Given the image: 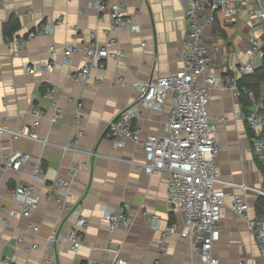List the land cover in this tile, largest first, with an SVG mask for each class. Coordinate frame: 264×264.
I'll return each instance as SVG.
<instances>
[{
	"label": "crops",
	"instance_id": "1",
	"mask_svg": "<svg viewBox=\"0 0 264 264\" xmlns=\"http://www.w3.org/2000/svg\"><path fill=\"white\" fill-rule=\"evenodd\" d=\"M105 1L108 5L120 4L140 26V33L110 32L107 11L98 12L93 0L0 2V126L26 131L32 122V109L39 108L44 118L36 137L47 141L43 145L12 140L7 135L0 137V264H111L112 255L103 250L114 245L121 246L119 257L125 264H201L188 239L179 235L162 237L161 230L171 224L183 230L181 216L166 204L169 174L156 172L148 176L137 167L144 161L138 144L127 141L115 148L105 136L108 123L136 98L133 81H145L154 74L170 76L182 70L180 51L188 35V0ZM208 1L197 0L201 17L210 12ZM260 1L264 7V0ZM13 22L19 27L12 34L16 37L45 24L57 25L50 34L29 40L18 56H13L14 46L4 33ZM252 33L245 12L232 20L216 14L214 23L205 27L203 34L211 58L209 71L235 72L247 58ZM91 34L101 43L114 39L121 57L108 59L103 69H91L87 86L79 87L73 76L83 66L84 57L77 53L67 62L63 49L90 43ZM51 46L58 49L51 53ZM33 67L34 72L27 71ZM50 88H57L56 99L64 110L63 118L56 123L50 122L53 107L42 96ZM260 95L264 96L261 89ZM77 102L82 104L79 123L75 121ZM170 107L167 100L163 111L142 113L136 122L142 139L163 133ZM240 110L239 100L230 92L210 90L208 111L216 122L221 148L217 172L227 182L264 186V172L259 165L262 169L264 166L250 150V133L237 117ZM77 131L83 132L76 143L77 151L63 154L59 146L70 144ZM17 150L30 155L29 163L20 171L4 169L2 156ZM36 165L42 168L44 178V182L35 184L40 202L31 216L24 218L10 190L30 184ZM71 169L75 170V183L63 199L71 208L66 213L48 197V192L59 178L70 179ZM224 191L230 195L228 204L231 196L241 195L228 187ZM244 199L250 216H255L258 198L248 194ZM104 207H124L133 216L131 228L109 234L103 224ZM75 212L87 219L82 246L72 252L64 242L54 250L57 261L48 262L46 238L53 227L67 235L77 221ZM148 216L159 218L160 230L150 227ZM33 244L38 248L32 249ZM213 254L219 264H264L253 237L230 210L221 219L220 239Z\"/></svg>",
	"mask_w": 264,
	"mask_h": 264
},
{
	"label": "built area",
	"instance_id": "2",
	"mask_svg": "<svg viewBox=\"0 0 264 264\" xmlns=\"http://www.w3.org/2000/svg\"><path fill=\"white\" fill-rule=\"evenodd\" d=\"M6 0H0L5 2ZM94 8L98 12L107 11L110 20L109 31L112 33L130 31L140 33V26L132 17L128 16L124 8L117 3L108 5L105 0H93ZM209 14L201 17L200 5L197 0H188V9L185 19L188 35L180 51L183 68L174 75H152L145 81L135 80L132 88L136 91V98L128 104L107 126L106 138L115 148H121L127 141L138 144L144 152V161L137 167L148 176L156 172L169 174L166 204L175 210L182 220L183 230L171 224L164 228L162 237L179 235L188 239L196 252L201 264H219L213 254V248L220 239V222L228 210L241 220L246 231L253 237L259 254L264 256V205L260 215L250 216V208L244 197L248 194L261 198L264 201V186L256 187L250 184H236L222 180L218 175L216 161L220 153V140L216 122L210 117L208 105L210 90L228 91L239 98L244 96L249 103L245 111L240 110L237 117L242 120L250 133V150L255 160L264 166V96L258 98L245 86H240L238 81L254 73L264 56V7L260 0H211L207 2ZM245 12L252 29V35L247 42V58L235 72L214 74L209 71L211 58L204 41V29L215 21L216 14H221L225 19L232 20ZM56 24H45L35 28L27 35L8 38L14 46L13 56H18L19 50L29 40L50 34ZM92 41L80 47L68 46L63 49L65 60L77 53L84 57L83 66L74 74V82L79 87H86L90 70L103 69L108 59L119 60L121 51L117 48L114 39L101 43L95 34H91ZM144 45V44H143ZM58 48L51 46L53 53ZM259 63L256 64V59ZM56 67V66H55ZM35 67L28 68L34 72ZM122 86L124 81H121ZM57 88L46 90L42 96L53 107L51 123H56L64 116V110L57 99ZM167 100L171 107L167 122L162 134L148 135L141 138V130L136 126L145 111L164 110ZM82 104H76L75 121L82 122ZM32 122L28 129L11 130L0 126V137L7 135L12 140L36 141L43 145L36 137V130L44 118V112L39 108L31 111ZM83 135L77 131L70 144L59 146L63 154L77 151V140ZM3 167L6 170L20 171L29 163L31 157L21 150L12 151L2 156ZM74 169L70 170V179L59 178L48 192V197L53 199L64 212L71 208L63 201L71 185L75 183ZM44 182L42 168L36 165L32 172L30 184L24 187H15L10 190L12 199L20 203V215L29 218L38 208L40 196L35 184ZM239 190L241 195L234 194L230 204L226 200L230 197L224 189ZM76 213V212H75ZM78 215L74 227L67 235H63L58 227H53L44 242V249L50 252L48 262H56L55 248L62 243L69 244L70 250L76 252L83 244L82 232L87 224V219ZM103 224L109 234L117 230L128 231L133 225V216L124 208H103ZM16 217V216H15ZM147 221L153 230H160V220L157 216H148ZM4 226L6 222H2ZM21 238H18V242ZM38 248L37 244L32 249ZM165 250V245L163 246ZM106 253L112 255L111 264H125L120 259L121 246L114 245L104 248ZM9 263V259L5 258Z\"/></svg>",
	"mask_w": 264,
	"mask_h": 264
},
{
	"label": "trees",
	"instance_id": "3",
	"mask_svg": "<svg viewBox=\"0 0 264 264\" xmlns=\"http://www.w3.org/2000/svg\"><path fill=\"white\" fill-rule=\"evenodd\" d=\"M18 25L16 22H13L10 25H7L5 27L4 33L7 36H11L14 32L18 30ZM264 82V56L261 58L260 64L257 66L255 69L254 73L245 76L241 78L238 83L240 86H245L248 90H250L257 98L260 96V89H261V84ZM241 110L245 111L249 103L246 100L244 96H240L238 98ZM249 133V130L247 131ZM261 165H259V169L264 172V169L260 168ZM264 205V201L261 198H258L256 206H255V215H260L261 214V209Z\"/></svg>",
	"mask_w": 264,
	"mask_h": 264
},
{
	"label": "rangeland",
	"instance_id": "4",
	"mask_svg": "<svg viewBox=\"0 0 264 264\" xmlns=\"http://www.w3.org/2000/svg\"><path fill=\"white\" fill-rule=\"evenodd\" d=\"M259 63V58L256 59V64ZM261 92L264 94V82L261 85Z\"/></svg>",
	"mask_w": 264,
	"mask_h": 264
},
{
	"label": "water",
	"instance_id": "5",
	"mask_svg": "<svg viewBox=\"0 0 264 264\" xmlns=\"http://www.w3.org/2000/svg\"><path fill=\"white\" fill-rule=\"evenodd\" d=\"M106 134V133H105Z\"/></svg>",
	"mask_w": 264,
	"mask_h": 264
}]
</instances>
